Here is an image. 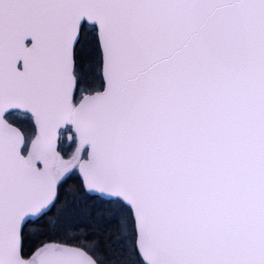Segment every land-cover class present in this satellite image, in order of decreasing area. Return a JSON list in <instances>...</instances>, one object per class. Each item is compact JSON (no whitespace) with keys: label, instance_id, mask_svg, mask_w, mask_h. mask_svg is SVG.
Instances as JSON below:
<instances>
[{"label":"snow or ice","instance_id":"snow-or-ice-1","mask_svg":"<svg viewBox=\"0 0 264 264\" xmlns=\"http://www.w3.org/2000/svg\"><path fill=\"white\" fill-rule=\"evenodd\" d=\"M0 264H264V0H0Z\"/></svg>","mask_w":264,"mask_h":264}]
</instances>
